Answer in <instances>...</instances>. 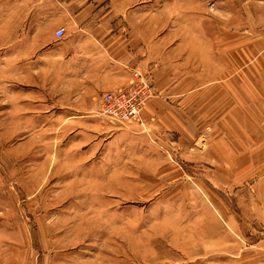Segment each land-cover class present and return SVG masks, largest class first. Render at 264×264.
Listing matches in <instances>:
<instances>
[{
    "label": "rangeland",
    "instance_id": "374dc122",
    "mask_svg": "<svg viewBox=\"0 0 264 264\" xmlns=\"http://www.w3.org/2000/svg\"><path fill=\"white\" fill-rule=\"evenodd\" d=\"M15 1L0 0V264H264V0H108L193 93L165 99L187 122L161 134L26 74Z\"/></svg>",
    "mask_w": 264,
    "mask_h": 264
},
{
    "label": "crops",
    "instance_id": "0c3cea01",
    "mask_svg": "<svg viewBox=\"0 0 264 264\" xmlns=\"http://www.w3.org/2000/svg\"><path fill=\"white\" fill-rule=\"evenodd\" d=\"M15 2L20 5L24 29L18 42L23 49L18 55L26 74H56L63 75L58 77L59 81L75 80L77 96L72 103L82 105L92 103L103 93L126 87L131 70L137 68L150 77L155 95L142 109V126L153 134H161L166 130H179L176 122H187L180 110L168 109L165 99L173 103L179 98L185 100L193 93L173 90L163 68L150 65L142 46L143 39L134 32H123L124 14L113 10L108 0ZM57 29L64 30L60 38L55 37ZM68 75L73 77H65ZM215 251L219 254L217 249ZM236 264L260 263L254 262L253 254L246 253Z\"/></svg>",
    "mask_w": 264,
    "mask_h": 264
},
{
    "label": "built area",
    "instance_id": "2783aa9c",
    "mask_svg": "<svg viewBox=\"0 0 264 264\" xmlns=\"http://www.w3.org/2000/svg\"><path fill=\"white\" fill-rule=\"evenodd\" d=\"M63 29L55 31V37L60 38ZM153 96L150 77L137 68L131 72L129 84L119 90L102 94L98 101V112L101 116L116 123H126L136 120L146 102Z\"/></svg>",
    "mask_w": 264,
    "mask_h": 264
}]
</instances>
